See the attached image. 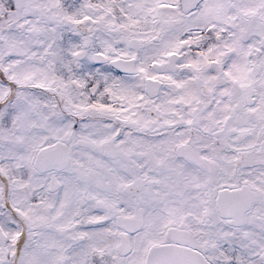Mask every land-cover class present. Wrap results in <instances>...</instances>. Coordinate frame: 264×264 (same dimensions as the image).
<instances>
[{
	"label": "snow or ice",
	"instance_id": "snow-or-ice-1",
	"mask_svg": "<svg viewBox=\"0 0 264 264\" xmlns=\"http://www.w3.org/2000/svg\"><path fill=\"white\" fill-rule=\"evenodd\" d=\"M0 264H264V0H0Z\"/></svg>",
	"mask_w": 264,
	"mask_h": 264
}]
</instances>
